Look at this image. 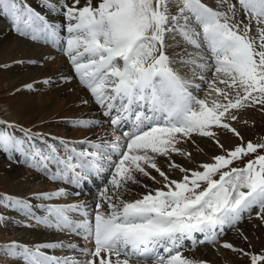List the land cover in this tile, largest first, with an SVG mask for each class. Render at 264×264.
<instances>
[{
	"label": "snow or ice",
	"instance_id": "obj_1",
	"mask_svg": "<svg viewBox=\"0 0 264 264\" xmlns=\"http://www.w3.org/2000/svg\"><path fill=\"white\" fill-rule=\"evenodd\" d=\"M44 4L61 11L64 24L51 23L25 0H0V16L21 36L58 46L107 118H79L72 125L96 128L107 122L112 135L48 142L39 132L0 119V152L8 159L19 154L49 179L77 187L102 180L91 210L84 203L34 205L29 198L0 195V205L34 221L26 226L66 231L91 247L11 241L0 245V253L23 264H206L184 255L186 242L193 248L216 245L226 229L254 211L264 221V142L245 143L233 126L248 110L264 112V0H217L216 8L206 0ZM221 132L241 143L224 148ZM194 136L213 141L221 154L199 169L171 162L174 153L191 155L179 145ZM158 157L168 158L182 177L170 178ZM237 162L243 166H233ZM152 170L163 180L160 187L142 184L140 177L160 183ZM129 184L146 191L125 200ZM66 195L60 187L32 199ZM220 246L247 256L249 264H264V251L246 252L230 242Z\"/></svg>",
	"mask_w": 264,
	"mask_h": 264
},
{
	"label": "rangeland",
	"instance_id": "obj_2",
	"mask_svg": "<svg viewBox=\"0 0 264 264\" xmlns=\"http://www.w3.org/2000/svg\"><path fill=\"white\" fill-rule=\"evenodd\" d=\"M211 1L210 6L213 8L217 7V0H206ZM35 11L36 9L42 11L40 14L43 16L46 15L49 19L52 18V12H54L49 7H46L44 0H25ZM83 3V0H81ZM213 2V3H212ZM71 3V0H69ZM209 4V3H208ZM44 11V12H43ZM46 12V13H45ZM54 13H59L60 23L64 24V17L62 12L57 10ZM3 16H0V18ZM1 19H6L8 22V30L11 31L10 35H19L15 30L12 22L9 18L3 17ZM14 29V30H13ZM9 32V31H8ZM62 31L61 34L66 35V32ZM0 35L3 37L4 35ZM8 34V33H6ZM27 37V36H26ZM25 37V38H26ZM31 41V39H26V41ZM35 43V42H34ZM35 44H38L39 49L36 53L37 55H32L31 57L25 56L24 58L12 59L11 57H2L4 54H12L14 56L16 53L15 50L8 49L5 52H0V119H3L9 123H14L18 126H22L25 129H32L34 132L41 133L45 140L48 142H58L59 139H66L72 142H78L85 137H80L81 133L88 130V128L74 127L71 121L79 119L80 115L75 116H58L60 111L54 113L52 117L45 120H38L37 114L34 116L23 117L19 115V106L20 102L23 100L33 99L35 96H40L44 99V95L54 92L55 89L59 87L58 84L54 81V75L49 71V65L55 62L63 52L59 54V51L51 43H45L43 40H37ZM188 51L191 52L193 49L190 47ZM12 52V53H11ZM15 53V54H14ZM39 76L37 79L33 77ZM27 79L26 83H19V80L22 82ZM45 80H48L49 83H44ZM38 81H42L43 85L37 84ZM31 84L32 89H28L26 85ZM64 95V94H62ZM54 103L55 109L59 106H63L65 101L57 99ZM53 101H49L52 103ZM65 107V105H64ZM63 107V108H64ZM17 112V113H16ZM75 114V113H74ZM233 126L237 128L243 137V141H252L253 143L264 142V112H261L257 109H251L242 113L241 120L239 122L233 123ZM18 136H22V133L16 132ZM116 134H120V131H117ZM112 130L105 129V133L102 136L106 138H111ZM220 141L223 143L224 148L231 149L233 146L241 143L240 139L233 136L231 133L220 134ZM201 139V137L194 136L193 139ZM204 142L208 141L206 145L210 146L205 149L196 148L195 156H185L181 158V155L176 158L177 154H172L171 162H174L184 168L188 169H199V166L205 162H211V158L216 154H221L222 150L216 146V144L209 139H201ZM195 147V146H194ZM249 156L246 159H251ZM203 160V161H202ZM246 162V161H244ZM244 162H237L233 166L242 167ZM158 165L165 171L170 178L180 179L183 175L179 169H172L169 167L170 161L168 158H157ZM13 167H19L22 169L24 174L28 176L17 177L15 175H10L11 169ZM102 183V182H100ZM99 183V184H100ZM99 184L96 185L97 188L89 191L81 190V194H71L69 196L60 197L58 199L45 201V200H35L32 199L34 194H39L43 192L55 191V188H58L59 185L69 186L68 183L64 181H54L49 179L48 175L44 173L43 170H37L32 167H29L19 154H16L14 159H8L7 155L3 152H0V195L9 194L21 198H29L31 202L35 204H71V203H83V200L92 198L93 196H98ZM142 184H145L142 181ZM55 185L57 187H52ZM160 186L154 185V188ZM33 189V190H32ZM32 190V191H30ZM128 190L134 192V198L131 200L138 199L141 194L145 192V188L141 185L129 184ZM30 191V192H29ZM24 192H27L24 196ZM74 199H78L74 201ZM80 200H82L80 202ZM129 200V199H127ZM91 204L88 209L91 210L96 201H91ZM89 202L88 204H90ZM87 206V205H86ZM39 215H43V212L37 209ZM0 214L5 216V220L0 222V228L4 229L6 234V239L3 241L0 240V245L17 241L20 243L34 245L41 242H54V241H65L70 240L73 242L75 239H79L83 247H91L92 245L86 243L80 237L70 234L68 232H58L53 229H47L42 226H26L34 224V221L27 220L24 216L20 215L13 209L5 208L0 205ZM74 219H80L77 214H71ZM8 225V226H7ZM7 229V231L5 230ZM39 229H44L40 234L37 232ZM11 231V232H10ZM31 235H34L31 239ZM246 237L247 239H244ZM69 242V241H68ZM77 242V240H76ZM223 242H230L237 248H242L246 252L259 253L264 251V221L256 218L255 211L251 216L246 215L242 221L237 225L236 228L226 230L225 234L220 240V243L216 245H197L194 248H190L192 251L200 250V252H206V255L210 253H215L216 255L212 259L215 264H249V258L243 256L240 253L233 252L229 249H225L220 245ZM204 249V250H203ZM49 251L51 254L57 256H75V251L68 250H45ZM209 251V252H207ZM218 253V254H217ZM220 261L221 263H216ZM22 262L20 260H14L9 258L7 255L0 253V264H14Z\"/></svg>",
	"mask_w": 264,
	"mask_h": 264
},
{
	"label": "bare ground",
	"instance_id": "obj_3",
	"mask_svg": "<svg viewBox=\"0 0 264 264\" xmlns=\"http://www.w3.org/2000/svg\"><path fill=\"white\" fill-rule=\"evenodd\" d=\"M213 1V0H212ZM209 5L211 4V1H207ZM213 3V2H212ZM41 13V11H39ZM46 17V15H44ZM3 18V17H1ZM0 18V31H2L3 37L0 35V52H5L8 51V49L15 50L16 54L14 56H11L12 54H4L2 57H11L12 59H19V58H24L25 56L31 57L32 55H37L36 53L38 52L39 46L38 44L31 43V41H26V39H31L28 36H21L19 35H10L11 31L8 30V22L6 19H1ZM50 18V17H49ZM48 19V17H46ZM51 23L55 24H61L60 21V16L59 13H52V18L48 19ZM9 31V32H8ZM8 33V34H6ZM64 33V32H63ZM63 35V34H62ZM26 37V38H25ZM32 40V39H31ZM55 48L59 51V54L61 53V49L58 46H55ZM176 51H180L181 49L177 48L175 49ZM12 53V52H11ZM1 54V53H0ZM49 71L53 73L54 81L56 84L59 85L57 89H55L54 92L50 93V95L46 94L44 95V99H42L40 96H35L33 99L30 100H23L20 102L19 106V115H22L23 117L27 116H34L37 114L38 120H45L47 118L52 117V115L58 111H60V114L58 116H75V115H80L79 118H97L102 121H106L107 118L103 117L101 112L98 110V107L91 102V97L88 93V91L79 83L78 78L75 76V73L71 67V64L67 57L64 54H61L59 59H57L55 62L51 63L49 65ZM39 76L33 77V79H37ZM68 78V79H65ZM27 79L23 80L22 82L19 80V83H26ZM37 84L43 85L42 81H38ZM64 94V95H62ZM64 100L65 101V107L64 105L61 107L59 106L58 108L55 109L54 103L56 101ZM84 100H89L90 102L88 104H84ZM49 101H53L52 103H49ZM64 107V108H63ZM17 113V112H16ZM75 113V114H74ZM112 130V128L109 126L107 122H105L101 127H96V128H88L85 132L81 133L80 137H85L87 139H92L95 140L98 136H102V134L105 133V129ZM201 139H207V138H201ZM199 138H196L195 140L192 138L191 141L182 143L179 145L184 151L191 153L190 156H193L196 153V148L198 149H205L206 147L209 148L210 146L206 145L208 141L204 142ZM82 140V138H81ZM195 146V147H194ZM196 155V154H195ZM194 155V156H195ZM180 155H176V158L179 157ZM185 156L181 155V158H184ZM197 158V156H195ZM203 161V160H202ZM162 167V166H161ZM160 167V168H161ZM162 169V168H161ZM198 169V168H197ZM9 173L10 175H15L17 177L20 176H28L27 174H24L22 169L19 167H13ZM152 175L156 176L157 181H160V183H156L154 181H151L147 178L140 177L141 181H143L145 184L150 185V187L154 188V185L161 186L163 183V180L159 175L152 170ZM98 180V179H97ZM95 178H93V182H89L85 185L89 184H96L98 183ZM52 187H57L55 185H51ZM64 187L66 189L67 195L69 196L71 194H77L80 192L77 186L70 184V186H65V185H59L58 188ZM58 188H55L54 190H57ZM81 188V187H80ZM33 190V189H32ZM30 190V191H32ZM29 191V192H30ZM146 191V190H145ZM49 192H52L49 191ZM27 192H24L22 196H24ZM134 192H131L129 190L123 192V199L131 200L134 198ZM144 194V193H143ZM141 194L139 198L143 195ZM78 199H74L76 201ZM96 201L97 196H93L92 198H89L87 200H83V203L89 207L93 202L91 201ZM82 200H80L81 202ZM91 202L90 204H88ZM76 203V202H75ZM8 226V225H7ZM7 231V229H5ZM44 229H39L37 232L40 234ZM11 232V231H10ZM34 235H31V239L33 238ZM6 234L4 233V229L0 228V240L3 241L6 239ZM77 240V242H76ZM71 242L70 240H65L64 242ZM79 239H75L73 243H78ZM80 242V241H79ZM82 246V245H81ZM204 250V249H203ZM209 252V251H207ZM206 252L200 250L197 251H191L187 250L184 252V255L193 257L199 261H204L206 264H215L213 263L212 259L216 255L215 253H210L209 255L205 254ZM218 254V253H217ZM78 255L77 252H75V256ZM216 263H221L220 261L216 260ZM14 264H23V262L19 263H14Z\"/></svg>",
	"mask_w": 264,
	"mask_h": 264
}]
</instances>
